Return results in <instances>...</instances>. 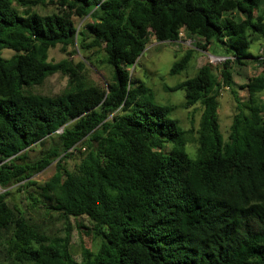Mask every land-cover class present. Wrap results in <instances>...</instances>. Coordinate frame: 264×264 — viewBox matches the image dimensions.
<instances>
[{
	"label": "trees",
	"instance_id": "16d2710c",
	"mask_svg": "<svg viewBox=\"0 0 264 264\" xmlns=\"http://www.w3.org/2000/svg\"><path fill=\"white\" fill-rule=\"evenodd\" d=\"M50 5L57 11H40ZM153 39H190L227 58L188 75V49L169 68L185 77L165 88L184 92L187 110L200 106L197 127L184 128L135 76ZM263 40L264 0H0V264H264V73L241 84L247 102L238 100L227 138L219 116L222 91L237 95L234 75L259 60L251 48L264 50ZM57 46L102 50L110 78L99 84L82 61L49 60ZM55 74L64 89L39 92ZM53 162L49 179H32ZM16 185L33 209L67 220L65 235L9 199ZM70 217L87 218L78 226L100 240L96 251L82 246L81 260Z\"/></svg>",
	"mask_w": 264,
	"mask_h": 264
},
{
	"label": "rangeland",
	"instance_id": "374dc122",
	"mask_svg": "<svg viewBox=\"0 0 264 264\" xmlns=\"http://www.w3.org/2000/svg\"><path fill=\"white\" fill-rule=\"evenodd\" d=\"M52 10L57 11L56 7L53 5L40 9V11L43 13L51 12ZM88 21H90V18L88 17L76 19V23L79 28H82V26ZM262 42L264 43V40ZM194 46L195 45L193 41H189V39H182V42L178 41L162 43H159L153 39L134 69L135 76L148 81V84L156 92L157 98L160 102L171 103L175 106L174 116L180 120V123L184 128H190L192 126V120L194 121V126L197 127L200 120L201 108L199 105H197L193 109L187 110L183 107L184 92L166 90L165 86L172 87L185 77V74L177 76H171L169 74V68L172 62L182 56L186 50L196 49L194 52V62L188 71V75H193L197 68L206 63H211L214 66L219 64L217 62L211 61V54L209 51H203L201 49H197ZM74 49H76L77 52H74ZM251 50L254 55H259L261 57L259 60L250 59L249 65L239 69V74L236 73L234 75V91L237 93V95L229 89L223 90L221 94L219 116L221 128L225 138L228 136L230 124L232 122L233 115L236 112L238 100L240 99L245 103L247 102V93L244 89H242V87H240L241 84H244L247 76L252 77L264 73V50L260 42L253 44ZM12 54L13 51L11 50L6 49L3 51V55L6 57H9ZM102 56V50H83L76 46L69 47L66 51L61 46H57L50 50L49 60L57 62L64 58H68L74 62L82 61L85 63L89 79L93 82L104 84L111 76V69L102 62ZM66 85L67 78L61 74H55L48 78L42 86L38 87V91L44 94H56L61 92ZM259 97L264 102V92L260 93ZM57 141V137H52L47 140L45 145L37 144L32 146L27 150V160L31 162L35 161L40 156H42L44 151L56 144ZM194 148L195 146L193 145L189 146V150L192 153L195 150ZM82 149L84 150V148ZM75 157H77V155H75ZM77 162V158L68 160L70 167H73ZM55 166L56 162L51 163L44 170L34 175L32 179L39 183L45 182L55 172ZM8 189L11 190L9 199L12 202L22 206L29 216H32L34 219L40 222L47 219L51 220V222L48 224L49 227L47 228L48 233H55L60 236L65 235L67 220L59 218L56 213L46 215L45 208H41L40 210L38 208L33 209L30 206L31 201L26 199V191L24 189L19 191L17 185L11 186ZM79 222H81L84 226L89 225L87 218L85 217L69 218V223L71 225V246L77 260H81L82 246H85L92 251H96L100 245L99 239H94L91 235L87 234L88 229L86 227L78 226Z\"/></svg>",
	"mask_w": 264,
	"mask_h": 264
},
{
	"label": "built area",
	"instance_id": "2783aa9c",
	"mask_svg": "<svg viewBox=\"0 0 264 264\" xmlns=\"http://www.w3.org/2000/svg\"><path fill=\"white\" fill-rule=\"evenodd\" d=\"M181 35L183 36V33H181ZM179 41L182 42V39H180ZM189 41H191L189 39ZM211 57V61H214V62H217V63H221V62H224L227 58L224 57V56H214V55H210ZM62 128H60L59 130H57V133H61L62 132Z\"/></svg>",
	"mask_w": 264,
	"mask_h": 264
}]
</instances>
